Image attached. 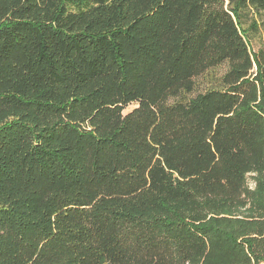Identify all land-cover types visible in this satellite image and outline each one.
Wrapping results in <instances>:
<instances>
[{"label":"trees","instance_id":"1","mask_svg":"<svg viewBox=\"0 0 264 264\" xmlns=\"http://www.w3.org/2000/svg\"><path fill=\"white\" fill-rule=\"evenodd\" d=\"M262 33L264 0H0V264H264Z\"/></svg>","mask_w":264,"mask_h":264},{"label":"rangeland","instance_id":"2","mask_svg":"<svg viewBox=\"0 0 264 264\" xmlns=\"http://www.w3.org/2000/svg\"><path fill=\"white\" fill-rule=\"evenodd\" d=\"M261 44H264V33H262L261 36H257L254 39H252L251 48L254 50H257L261 46ZM223 70H224V68L216 70L214 72H210L206 75H203V76L195 79V89H194L193 93L185 96V98L186 99L192 98L196 94L201 93V92L205 91L206 89L212 87L213 85H210V82H211L210 76L220 74L223 72ZM134 108H135V105H133V104L129 105L124 110L123 114L130 112ZM248 184H249L250 188H253L254 184L251 180H248Z\"/></svg>","mask_w":264,"mask_h":264}]
</instances>
